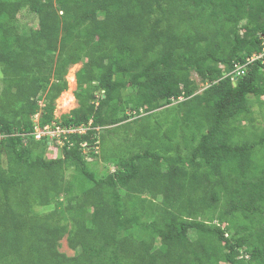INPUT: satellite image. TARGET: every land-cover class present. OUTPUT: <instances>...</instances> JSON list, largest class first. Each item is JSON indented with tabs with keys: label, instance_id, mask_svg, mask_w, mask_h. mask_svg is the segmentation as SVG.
Listing matches in <instances>:
<instances>
[{
	"label": "trees",
	"instance_id": "trees-1",
	"mask_svg": "<svg viewBox=\"0 0 264 264\" xmlns=\"http://www.w3.org/2000/svg\"><path fill=\"white\" fill-rule=\"evenodd\" d=\"M263 42L264 0H0V264H264ZM170 107L191 133L135 152L125 125ZM53 122L86 130L50 148Z\"/></svg>",
	"mask_w": 264,
	"mask_h": 264
},
{
	"label": "rangeland",
	"instance_id": "rangeland-1",
	"mask_svg": "<svg viewBox=\"0 0 264 264\" xmlns=\"http://www.w3.org/2000/svg\"><path fill=\"white\" fill-rule=\"evenodd\" d=\"M24 15H26V18L25 17H21V18L28 21L27 13H25ZM80 67H81V62H78L76 64L71 65L68 68V72L66 74L68 87L55 100L56 107L54 110V116L57 118L60 117L62 114L68 113L71 109H73L75 106H77V101L74 97L73 92L76 89L75 72ZM71 74L74 76V82H73V80L69 79V76ZM190 77L192 79H194L197 83L198 89L196 92H200L206 86V85H204V83H202V81L200 80V78L198 77V75L196 74L195 71H192L190 73ZM68 90H70V93L74 99L73 102L70 101V97H71L70 94H68L66 92ZM250 107L252 109V116L254 118L255 125L259 126V127H263L264 126V107L260 108L253 99H251V101H250ZM177 110H178V108L176 109L175 107H170V108L166 109L165 111H154L153 113L145 115L144 117L140 118L137 121H135V120L131 121L130 124H127L125 126H128V128H129L128 130H130L132 133L133 132L136 133L137 136H135V139H138V142L136 143L137 145H134V143L131 141H128V143L121 142L122 139L117 134L112 135V136L109 135L107 138L105 137L104 144H103V152L107 153L108 151H110L111 145H114V146H117V148L120 151V153L116 151L117 152L116 153L117 158H120V157L129 158V157H131L130 155L132 153H134V152H132L133 150H131V147H133V145L136 146L135 152H137L139 148L143 147L142 144L146 142V140H144V138H143V140L141 139L140 135H142V131L148 132L147 130L153 129L158 120H161L162 122H164V124L167 123V128L175 129V130L181 129L180 127L177 128V126H178L177 124L179 122L180 123L179 125L183 126V128L185 130H188V133L190 134L192 126H189V127L185 126L183 123L184 121L182 122V118L180 119L179 117L178 118L176 117ZM133 138H134V136H133ZM133 138H132V140H133ZM174 139L176 141H179L178 140L179 134H177V135L175 134ZM112 143H114V144H112ZM152 143H154V142H152ZM108 146H109V150H108ZM151 147H153V146L151 145ZM145 148H148V151H149L150 146L148 147V145H146ZM52 156H56V155L55 154L51 155V153H49L47 155V157H49V158H51ZM3 161H4V157H3ZM93 168H95L96 171L100 174L104 170V165L101 161H99L96 163V165H93ZM66 174L69 175V171L66 172ZM58 250L60 252L67 254V255H73L74 254L73 250L68 247L65 237H63L60 240Z\"/></svg>",
	"mask_w": 264,
	"mask_h": 264
},
{
	"label": "built area",
	"instance_id": "built-area-1",
	"mask_svg": "<svg viewBox=\"0 0 264 264\" xmlns=\"http://www.w3.org/2000/svg\"><path fill=\"white\" fill-rule=\"evenodd\" d=\"M263 57H264V51L258 54H252L251 57L247 58L246 63H250L256 59H262ZM246 63L244 64L235 63L234 64V68L232 70L233 80L236 79L238 75L244 74V71H245L244 67ZM85 130L86 128L83 126H79V127L65 126V125H60V124H56V122H53L51 125H45L43 128L36 126L34 129L33 135L35 139H41L42 137L48 138L49 147L54 148L55 146L53 144L62 143V136L65 137L67 133L84 132ZM8 135L10 134H6V133L2 134V132H0V140L4 138V136H8Z\"/></svg>",
	"mask_w": 264,
	"mask_h": 264
},
{
	"label": "bare ground",
	"instance_id": "bare-ground-1",
	"mask_svg": "<svg viewBox=\"0 0 264 264\" xmlns=\"http://www.w3.org/2000/svg\"><path fill=\"white\" fill-rule=\"evenodd\" d=\"M69 79L70 80H73V82H74V76L71 74L70 76H69ZM68 94H70V101L71 102H73L74 101V99H73V97H72V95H71V93H70V90H68V91H66ZM66 102V101H65ZM69 103V102H68Z\"/></svg>",
	"mask_w": 264,
	"mask_h": 264
},
{
	"label": "clouds",
	"instance_id": "clouds-1",
	"mask_svg": "<svg viewBox=\"0 0 264 264\" xmlns=\"http://www.w3.org/2000/svg\"><path fill=\"white\" fill-rule=\"evenodd\" d=\"M76 81V80H75Z\"/></svg>",
	"mask_w": 264,
	"mask_h": 264
}]
</instances>
